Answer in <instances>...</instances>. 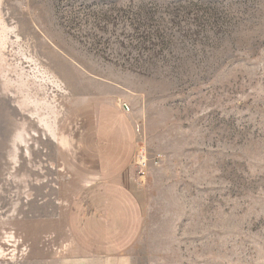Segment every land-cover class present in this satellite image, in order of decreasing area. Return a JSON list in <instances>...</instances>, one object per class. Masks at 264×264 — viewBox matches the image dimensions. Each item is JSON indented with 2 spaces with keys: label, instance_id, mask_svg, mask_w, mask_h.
I'll use <instances>...</instances> for the list:
<instances>
[{
  "label": "rangeland",
  "instance_id": "obj_1",
  "mask_svg": "<svg viewBox=\"0 0 264 264\" xmlns=\"http://www.w3.org/2000/svg\"><path fill=\"white\" fill-rule=\"evenodd\" d=\"M92 102L136 134L140 226L104 258L50 134ZM0 264H264V0H0Z\"/></svg>",
  "mask_w": 264,
  "mask_h": 264
},
{
  "label": "crops",
  "instance_id": "obj_2",
  "mask_svg": "<svg viewBox=\"0 0 264 264\" xmlns=\"http://www.w3.org/2000/svg\"><path fill=\"white\" fill-rule=\"evenodd\" d=\"M55 135L57 160L79 185L68 205L69 236L92 258L123 253L141 222L123 177L137 149L130 119L111 103L78 104L62 116Z\"/></svg>",
  "mask_w": 264,
  "mask_h": 264
},
{
  "label": "bare ground",
  "instance_id": "obj_3",
  "mask_svg": "<svg viewBox=\"0 0 264 264\" xmlns=\"http://www.w3.org/2000/svg\"><path fill=\"white\" fill-rule=\"evenodd\" d=\"M55 131H56V126L52 125V127L50 128V134L54 137L55 135Z\"/></svg>",
  "mask_w": 264,
  "mask_h": 264
}]
</instances>
